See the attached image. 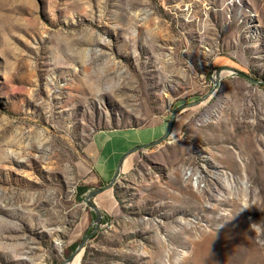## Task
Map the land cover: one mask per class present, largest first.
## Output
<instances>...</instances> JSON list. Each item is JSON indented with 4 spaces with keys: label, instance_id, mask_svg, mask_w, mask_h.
Listing matches in <instances>:
<instances>
[{
    "label": "rangeland",
    "instance_id": "rangeland-1",
    "mask_svg": "<svg viewBox=\"0 0 264 264\" xmlns=\"http://www.w3.org/2000/svg\"><path fill=\"white\" fill-rule=\"evenodd\" d=\"M199 101L72 264H264V0H0V264L63 263Z\"/></svg>",
    "mask_w": 264,
    "mask_h": 264
},
{
    "label": "water",
    "instance_id": "water-1",
    "mask_svg": "<svg viewBox=\"0 0 264 264\" xmlns=\"http://www.w3.org/2000/svg\"><path fill=\"white\" fill-rule=\"evenodd\" d=\"M223 72H228V73H231L232 75H238V76H245L244 73L242 72H239L237 70H234V69H231V68H219L217 69L216 71V75H215V86L218 85L219 81H220V76ZM200 103H202V101H199L197 103H192V104H187V105H183L179 108H177L173 115L171 116L170 118V122H169V127H168V130L167 132L165 133V135L154 141V142H150V143H145V144H140V145H137V146H134L133 148H131L130 150H128L122 157L121 159L119 160V163H118V166H117V169L115 171V174L113 176V178L111 179V181L104 187H100L98 189H95L93 190L92 192H90L85 198H84V201L87 203V205L95 212L96 214V219L94 221V226L95 228L88 234V232L86 231L85 232V236L83 237V239L81 240V242L79 243L78 247L76 248V250L69 256V258L65 259V261L61 264H71L72 261L75 259L76 255L84 248L85 244L87 243V241L92 237L94 236L97 231L99 230V227L101 225V222L103 220V214H102V210L101 208L93 202V199L96 198L97 195L105 192L106 190L114 187V185L117 183L118 181V178H119V175H120V172L122 170V167L124 165V162L127 158L128 155L132 154L133 152H136L140 149H145V148H149V147H152V146H155V145H158L160 144L161 142L165 141L171 134L173 128H174V124H175V119H176V116L178 115V113L186 108H189V107H193V106H196V105H199Z\"/></svg>",
    "mask_w": 264,
    "mask_h": 264
},
{
    "label": "trees",
    "instance_id": "trees-1",
    "mask_svg": "<svg viewBox=\"0 0 264 264\" xmlns=\"http://www.w3.org/2000/svg\"><path fill=\"white\" fill-rule=\"evenodd\" d=\"M89 183H90V182H89ZM91 187H92V185H91V184H88V183H87L86 185L78 186V188H77L78 195H79L81 198H83L84 195H85V193H87V192L90 190ZM93 202L96 203V202H95V198L93 199ZM94 213H95V212H94ZM94 216L96 217V214H94ZM107 221H108L107 218H106L105 216H103V220H102L100 226L104 225V223L107 222ZM78 245H79V243H75L74 246L71 247V251L74 252V251L76 250V248L78 247ZM70 255H71V254H69L67 258H69Z\"/></svg>",
    "mask_w": 264,
    "mask_h": 264
},
{
    "label": "bare ground",
    "instance_id": "bare-ground-1",
    "mask_svg": "<svg viewBox=\"0 0 264 264\" xmlns=\"http://www.w3.org/2000/svg\"><path fill=\"white\" fill-rule=\"evenodd\" d=\"M225 73H226V72H225ZM223 74H224V73H223ZM226 74L231 75V73H228V72H227ZM253 214H254V213H253ZM246 245H247V244H246ZM255 245H256V244H255ZM263 247H264V246H263ZM80 252H81V251H80ZM80 252H79V253H80ZM79 253H78V254H79ZM78 254H77V255H78ZM77 255H76V256H77ZM75 258H76V257H75ZM72 262H73V261H72ZM71 264H72V263H71Z\"/></svg>",
    "mask_w": 264,
    "mask_h": 264
},
{
    "label": "clouds",
    "instance_id": "clouds-1",
    "mask_svg": "<svg viewBox=\"0 0 264 264\" xmlns=\"http://www.w3.org/2000/svg\"><path fill=\"white\" fill-rule=\"evenodd\" d=\"M221 227H222V225H221Z\"/></svg>",
    "mask_w": 264,
    "mask_h": 264
}]
</instances>
